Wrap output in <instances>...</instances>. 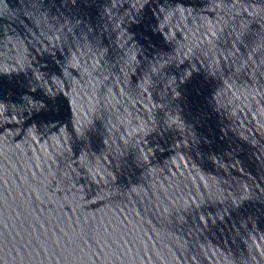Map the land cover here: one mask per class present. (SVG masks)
Listing matches in <instances>:
<instances>
[{
    "label": "water",
    "instance_id": "obj_1",
    "mask_svg": "<svg viewBox=\"0 0 264 264\" xmlns=\"http://www.w3.org/2000/svg\"><path fill=\"white\" fill-rule=\"evenodd\" d=\"M0 264H264V0H0Z\"/></svg>",
    "mask_w": 264,
    "mask_h": 264
}]
</instances>
